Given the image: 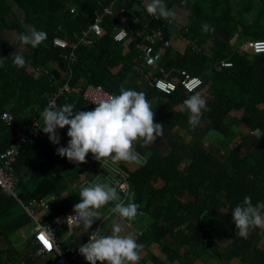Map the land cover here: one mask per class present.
<instances>
[{
    "label": "trees",
    "instance_id": "obj_1",
    "mask_svg": "<svg viewBox=\"0 0 264 264\" xmlns=\"http://www.w3.org/2000/svg\"><path fill=\"white\" fill-rule=\"evenodd\" d=\"M98 1L103 4L114 1L115 11L123 10L122 25L133 40L115 42L112 36L117 17L115 13L107 15L103 22L104 35L95 37L90 46H79L77 61L71 68L79 83L102 85L118 95L122 83L127 79L133 81L140 74L135 67L138 52L134 43L140 39L136 30L162 27L164 39L170 37L169 26L164 25L162 19L149 21L144 12V0H0V58L7 57L0 63V113L7 110L15 116L11 125L0 118V153L13 143L16 127H29L46 107L47 95L65 80L62 72L68 68L60 54L67 50L53 46V38L67 33L76 39L74 35L91 23L94 13L101 9ZM177 1L191 11L189 25L180 31L190 42V47L183 53H177L171 46L163 47V42L158 41L155 48L162 49L160 65L168 71V78L176 75L179 79V71L185 70L201 79V88L196 92H202L206 109L202 110L199 125L207 120L209 131L216 135L219 146L216 151L210 150L201 138H197L191 146L188 163L183 164L185 158L177 152L166 156L152 153L143 165L129 171L128 180L134 193L132 203L138 204V209L145 212L147 227L152 229V236L157 241L167 233L176 232L186 213L200 217L211 207H227L230 213L245 196L251 197L253 205L264 202V110L261 109L264 106V53L242 51L238 45L231 44L236 33L240 32L239 28L243 29L241 36L248 35L247 38L252 40L264 39V27L259 23L264 17V0H258L260 11L257 20L253 24H244V27L240 16L255 7L254 0H241L234 23L230 22L233 9L229 6L230 0H208L212 12L215 7L219 9L217 15L204 8L203 0H164V3L169 9ZM11 2L20 10L21 17L12 10ZM71 8H74L73 12ZM130 18H134L133 21ZM204 20L215 26L222 24L229 32L224 33L225 36L212 35L209 54L202 47L207 38H202L206 33H201ZM145 22L147 26L144 27ZM26 24L46 32L47 39L37 48L26 46L29 50L23 51L26 64L17 68L13 66L12 58L19 51L12 48L6 35L12 32L17 36L23 31L22 25ZM231 28H234V33H231ZM228 50L231 53H227ZM52 62L57 63L58 69L49 67ZM222 62H230L231 66H223ZM155 74L162 76L160 72ZM51 76L55 80H51ZM132 85L126 89L142 91L138 85ZM144 93L147 100L161 95L171 107L181 106L194 94L185 93L179 82L176 90L168 95L160 94L152 86ZM66 103L73 104L74 99L62 97L58 100L59 107ZM233 111L241 112V116L234 115ZM171 116L174 124L183 125L188 133H192L194 129L188 123L187 112L178 111ZM240 125L248 131L237 139L243 129ZM249 145L251 147L247 149ZM69 164L72 167V163ZM63 165V158L56 155L44 140L30 139L15 163L19 177L17 198L28 205L32 200L67 189V169ZM87 167V163L82 167H72L71 183L72 180L81 182L83 174H88ZM94 180L106 183L100 171L94 175ZM79 192L71 189L68 196L58 199L52 211L60 213L72 209L80 202ZM189 195L193 201H189ZM17 202L16 198L0 189V212H8ZM45 220L51 222L49 215ZM221 220L224 228L235 234L231 217L225 215ZM250 245L251 240L240 242V256L246 254ZM164 251L170 262L178 259L175 251L166 247Z\"/></svg>",
    "mask_w": 264,
    "mask_h": 264
},
{
    "label": "clouds",
    "instance_id": "obj_2",
    "mask_svg": "<svg viewBox=\"0 0 264 264\" xmlns=\"http://www.w3.org/2000/svg\"><path fill=\"white\" fill-rule=\"evenodd\" d=\"M146 12L157 19H166L170 15L164 0H148ZM22 28L23 31L16 36L20 51L12 58V64L17 68H23L26 64L23 55L26 46L37 48L47 39L46 32L37 30L31 24L22 25ZM6 58H0V63ZM91 103L95 107L90 111H77L74 104L66 103L59 108L45 107L40 114L43 120L41 130L54 145H59L61 139L57 129L67 127V145L57 147L56 155L71 163H85L89 153L99 162L139 163L135 144L147 147L163 135L164 126L154 123V111L142 91L121 87L118 95H105ZM205 109L206 101L196 91L180 107L181 112L188 113V123L193 129L199 125L202 110ZM79 198L80 202L73 206L75 215L67 220L82 224L85 232L95 220L101 218L99 209L110 202H114L110 211L119 217L111 235H102L98 228L90 233L87 243L80 245L78 251L87 264H137L143 245L137 243L133 234L121 233L124 232L123 222L135 219L139 205L131 202L125 204L117 188L108 183L82 187ZM16 200L23 204L18 198ZM231 220L235 225V234L246 239L250 229H264V202L253 205L251 197L245 196L232 210Z\"/></svg>",
    "mask_w": 264,
    "mask_h": 264
},
{
    "label": "crops",
    "instance_id": "obj_3",
    "mask_svg": "<svg viewBox=\"0 0 264 264\" xmlns=\"http://www.w3.org/2000/svg\"><path fill=\"white\" fill-rule=\"evenodd\" d=\"M173 2L174 0H170ZM195 2L196 0H192ZM220 1V0H219ZM148 0H144V5ZM255 7L245 11L243 15L240 16V23L244 27V24H253L257 18L258 13L256 10L260 8V3L258 0L253 1ZM205 5V4H204ZM209 11L213 15H217L219 9L215 7L212 12V7L210 8V1H208ZM229 6H233L232 17L230 22L234 23V17L238 15V9L241 7V0H230ZM171 12V17L173 23L169 26L171 47L174 52L183 53L188 47H190V42L184 39V35L180 32L184 26H188L190 23V8L181 5L180 3H173L169 8ZM218 9V10H217ZM206 15V14H205ZM120 17V16H119ZM207 17L204 16V19ZM261 26L264 27V17L259 20ZM241 26V25H240ZM243 29L239 28V33H236L232 39L231 44L238 45L242 50V46L252 39L247 38L248 35L241 36ZM201 33H206L202 38L207 37L202 47L205 53H210L213 36L221 35L225 36L224 33L229 34L224 25L219 24L215 26L204 20ZM231 33H234V28H231ZM14 46L11 45L13 49L20 51V46L14 35ZM235 43V44H234ZM162 51V49H160ZM24 52H29L28 48L25 47ZM243 51V50H242ZM227 53H231L230 50ZM137 62L135 61V64ZM161 66V65H159ZM50 68L58 69L57 63H51ZM140 74L135 76L133 81L127 79L124 83L120 85L121 87L129 88L130 85H138L143 92H147L148 87L151 86L149 82L150 79L147 76V69L145 67L142 69V65L136 64L135 66ZM136 69V71H137ZM167 74L168 71L166 70ZM155 73H159L156 71ZM159 76V75H157ZM163 76V74H162ZM175 75L170 80H176ZM132 85V86H133ZM137 91V90H136ZM74 99L75 110H81L82 105L77 97H71ZM152 110L154 111V123H159L164 126L163 135L159 137L154 143L147 147H141L139 143L135 144V151L139 153V163H129L127 162V168L134 171L141 166L140 163H144L150 157L152 153H157L161 156H166L170 152H177L185 158V163L189 162L191 157V146L193 141L197 138H201L206 147L210 150L216 151L218 144V139L213 132L209 131L207 126V120L200 125H198L192 133H188L186 128L174 124L171 114L180 111V105L169 106L164 102V98L160 96H154L150 100ZM236 115V113H234ZM184 130L185 134H182L180 130ZM214 136L211 142L207 141V137ZM68 137H65L60 141L59 147L63 146ZM63 158V157H62ZM66 171V183L68 182V188L55 193L57 199L60 197L68 196L72 190L78 191L77 181L70 179L73 177L72 164L66 158H63ZM87 173L85 177L91 178L93 174L92 166L88 164ZM91 171V172H89ZM91 174V175H89ZM84 175V174H83ZM92 179V178H91ZM48 196V195H46ZM44 196V197H46ZM42 198V197H41ZM59 198V199H60ZM189 201H193L192 196L189 195ZM203 201V199H201ZM19 212H17V210ZM100 213L105 212V208L99 209ZM208 212V213H207ZM203 213L200 217H195L190 213H186L184 216V222L177 228V231L170 232L161 237L158 241L152 236V229L146 228L143 235L140 237H135L138 244L143 245V249L140 251V259L137 264H264V229L255 228L250 229L249 235L246 238L251 240V245L246 251V254L240 256V242L245 238H240L236 234H232L228 229L224 228L223 221L221 218L225 215L231 217V213H228L227 207L215 208L211 207L209 211ZM163 223H167L166 220H162ZM32 228V229H31ZM30 229V233L27 235L26 231ZM57 233L61 237H65V231L61 227H55ZM202 229H205L202 232ZM36 231V223L26 212L23 204L19 201L9 208L8 212H0V264H53L54 259L51 255L45 258H39L35 256L36 244L34 243V233ZM90 230L84 231L83 227H77L73 233L71 241L76 244H82L89 234ZM65 235V236H64ZM250 238V239H249ZM164 247L175 251L178 254V259L175 261H169L167 253L164 251Z\"/></svg>",
    "mask_w": 264,
    "mask_h": 264
},
{
    "label": "built area",
    "instance_id": "obj_4",
    "mask_svg": "<svg viewBox=\"0 0 264 264\" xmlns=\"http://www.w3.org/2000/svg\"><path fill=\"white\" fill-rule=\"evenodd\" d=\"M101 9L94 13V18L91 23H89L80 33L75 34L76 39H72L69 34L64 33L62 35H57L53 38V46L67 50L66 53L61 52L60 57L66 61L68 71L62 72L65 76V80L52 92L47 95L48 106H54L59 108L58 100L62 97H77L82 101V109L78 111H90L93 110L95 105L91 101L103 97L105 95H116L114 92L106 90L102 85H94L90 83H79L74 77L72 72V65L77 61V49L81 45L90 46L94 42L95 37H100L104 35L105 30L103 28V22L107 15H112L115 13L117 21H115L113 32V40L115 42H124L126 40H133L128 35V30L122 25L124 17L121 15L123 10L120 12L115 11L114 1H110L106 4L98 1ZM170 12V9H168ZM74 8H71V12ZM138 11H142L141 8ZM146 12V11H144ZM143 11L141 12L144 16ZM147 17L149 21L159 20L149 15L147 12ZM120 16V17H119ZM134 18H130L133 21ZM143 19H145L143 17ZM162 19L164 25L170 26L173 23L171 12L168 18ZM147 26L146 22L144 27ZM137 35L140 39L134 43L135 48L138 52V57L135 59L136 64H141L142 69L145 67L147 69L146 73L149 77L150 85L153 86L161 94H170L177 87V82L182 86L185 93H192L201 88L202 81L198 76L190 75L185 70H180L181 77L176 80L168 79V74L166 70L160 65L162 58V51L155 48V43L158 41L163 42V47H170V38L164 39L163 28L158 27L150 30H136ZM243 51H252L253 53L260 54L264 53V39H255L247 41L242 47ZM223 66H231L230 62H222ZM39 71V69H36ZM156 71H159L163 76H157ZM48 73L47 70H45ZM51 80H55L54 76H51ZM192 90V91H190ZM43 111L40 112V114ZM0 118L7 125H11L15 121V116L10 111H3L0 113ZM43 125L42 118L39 117L32 121L29 127L17 126L15 137L13 143L0 153V189L8 192L14 198L17 199L16 190L19 183V177L15 169V163L17 157L24 151L25 145L30 139H40L44 140L45 144L51 147L54 151L59 147L50 143L47 134H44L41 130ZM67 133V127L64 129H57V134L60 136V141L63 140ZM68 139V138H67ZM68 142V141H67ZM67 142L65 143L66 146ZM90 163L92 166L93 174H104V179L106 183L111 184L117 188L118 194L121 200L127 204L134 201V193L130 187L128 180L130 168H127V162L113 163L111 160L107 161H97L93 158L92 154L89 153L86 157V162L82 164H73L74 167H82L84 164ZM145 163V162H144ZM140 163L141 165L144 164ZM124 167V168H123ZM127 168V170L125 169ZM85 175V174H84ZM83 175L82 181L75 183L78 190L82 187L89 186L91 184L101 183L94 180V175L91 178H87ZM88 175V174H87ZM102 175V174H100ZM105 183V182H104ZM79 185V186H78ZM60 198V197H59ZM58 198V199H59ZM57 195L49 194L46 197H42L38 200H32L27 206H24L28 215L36 223V231L34 233V243L36 244L35 256L39 258H45L51 255L54 259L53 264H87L83 256L80 255L78 249L80 245L87 243L89 235L91 232L100 228L102 235H111L114 223L119 222V217L114 214L110 209L114 206V202H110L105 205V212L100 213L101 218L95 220L91 227L90 232L82 244H76L70 242L73 233L77 227H83L82 224H75L67 220L69 216L75 215L73 208L65 212H53L52 209L58 201ZM101 208V209H103ZM50 217L51 222H46L45 216ZM148 220L145 217V212L138 209V214L133 221L123 222L124 232L121 235L133 234L134 237H140L143 235L147 228ZM61 227L65 231V237H61L55 227ZM44 237L49 241L51 247H46L44 243L40 240V236Z\"/></svg>",
    "mask_w": 264,
    "mask_h": 264
},
{
    "label": "rangeland",
    "instance_id": "obj_5",
    "mask_svg": "<svg viewBox=\"0 0 264 264\" xmlns=\"http://www.w3.org/2000/svg\"><path fill=\"white\" fill-rule=\"evenodd\" d=\"M204 2H203V4H205L204 5V8L206 9V10H208L209 9V6H208V0H203ZM11 7H12V10L18 15V16H20L21 17V12H20V10L17 8V6L16 5H14L12 2H11ZM260 11V8L258 9V10H256L255 11V13H258ZM7 38H9L10 39V43H11V45L13 44V46H14V34L11 32V33H7ZM199 93L201 94V96L203 97V94H202V92L201 91H199ZM261 109L262 110H264V106H261ZM233 113H236V115L237 116H241V112H234L233 111ZM243 129L240 131V134H238V137H237V139H239V137H242V135H244V133H246V131H248L247 130V128H245L243 125H240ZM180 132L182 133V134H185V131L182 129V130H180ZM213 137L214 136H209V137H207V141H209V142H211L212 140H213ZM250 145L248 146V147H246L247 149H250ZM87 164H90V163H87ZM91 166V165H90ZM89 168V167H88ZM89 172H91V171H89ZM92 173V172H91ZM89 175H91V174H89ZM92 176V175H91ZM93 177V176H92ZM91 177V178H92ZM67 179V178H66ZM105 207V206H104ZM103 208V207H102ZM17 210V209H16ZM17 212H19V210H17ZM32 229V228H31ZM30 229H28L27 231H26V234L28 235L29 233H30Z\"/></svg>",
    "mask_w": 264,
    "mask_h": 264
},
{
    "label": "snow or ice",
    "instance_id": "obj_6",
    "mask_svg": "<svg viewBox=\"0 0 264 264\" xmlns=\"http://www.w3.org/2000/svg\"><path fill=\"white\" fill-rule=\"evenodd\" d=\"M39 238H40V240L44 243V245H45L46 247H51L49 241L44 237V235H41Z\"/></svg>",
    "mask_w": 264,
    "mask_h": 264
}]
</instances>
